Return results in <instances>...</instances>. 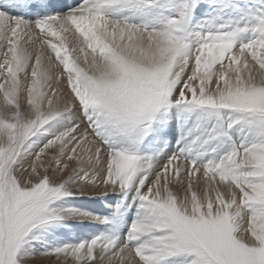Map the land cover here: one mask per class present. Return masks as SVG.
<instances>
[{
    "label": "snow or ice",
    "instance_id": "snow-or-ice-1",
    "mask_svg": "<svg viewBox=\"0 0 264 264\" xmlns=\"http://www.w3.org/2000/svg\"><path fill=\"white\" fill-rule=\"evenodd\" d=\"M264 264V0H0V264Z\"/></svg>",
    "mask_w": 264,
    "mask_h": 264
},
{
    "label": "bare ground",
    "instance_id": "bare-ground-1",
    "mask_svg": "<svg viewBox=\"0 0 264 264\" xmlns=\"http://www.w3.org/2000/svg\"><path fill=\"white\" fill-rule=\"evenodd\" d=\"M37 264H49L48 261H37Z\"/></svg>",
    "mask_w": 264,
    "mask_h": 264
}]
</instances>
